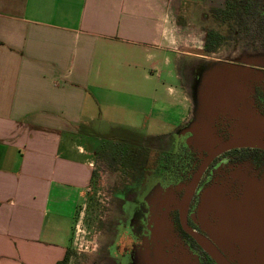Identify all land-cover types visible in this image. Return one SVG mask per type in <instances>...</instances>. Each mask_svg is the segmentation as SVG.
<instances>
[{"label": "crops", "instance_id": "crops-1", "mask_svg": "<svg viewBox=\"0 0 264 264\" xmlns=\"http://www.w3.org/2000/svg\"><path fill=\"white\" fill-rule=\"evenodd\" d=\"M171 2L0 0V264L64 260L95 178L87 128L151 110L140 57H187Z\"/></svg>", "mask_w": 264, "mask_h": 264}, {"label": "flooded vegetation", "instance_id": "flooded-vegetation-1", "mask_svg": "<svg viewBox=\"0 0 264 264\" xmlns=\"http://www.w3.org/2000/svg\"><path fill=\"white\" fill-rule=\"evenodd\" d=\"M222 11L229 25L226 55L216 57L223 39L211 34L210 51L204 45L195 58L179 64L188 110L184 123L162 142L140 144L134 149L138 155L108 165L119 174L109 191L99 264H218L193 234L207 239L230 264H242L203 227L200 206L211 187L240 199L246 182L264 181L263 149L210 152L237 132L240 111L264 119V0H226ZM194 134H214L217 140L207 147ZM207 220L214 222L211 214ZM257 237L247 234L254 246L264 243V235L261 241ZM252 253L258 258V246Z\"/></svg>", "mask_w": 264, "mask_h": 264}, {"label": "rangeland", "instance_id": "rangeland-1", "mask_svg": "<svg viewBox=\"0 0 264 264\" xmlns=\"http://www.w3.org/2000/svg\"><path fill=\"white\" fill-rule=\"evenodd\" d=\"M171 1L170 9L174 13L175 24L184 31L181 34L184 36L181 50L186 51V58L193 59L194 55L201 53L203 46L209 44L211 34H218L223 39L216 57H224V41L229 25L224 21L221 11L226 0ZM216 15L223 19L217 20ZM167 55L169 64L165 65V54L159 60L162 66L154 71L151 70V62L146 63L143 57L139 59V64L147 67L153 76V101L148 104L147 110H151L147 114L140 116L131 111L113 113L103 110L101 120L93 122L87 128L85 142L96 154L95 178L77 213L69 264H99L98 252L106 240L103 222L110 216L109 191L114 185V174H119L116 167L108 165H115L116 161L123 162L128 155L129 159L138 155V150L134 149L140 144L162 142L165 136L175 132L187 118L186 92L179 69V64L184 59L177 62V55ZM107 87L110 88V84ZM115 87L116 91L120 89L132 95V90L128 87L118 88L116 83ZM113 169L116 172H111Z\"/></svg>", "mask_w": 264, "mask_h": 264}, {"label": "water", "instance_id": "water-1", "mask_svg": "<svg viewBox=\"0 0 264 264\" xmlns=\"http://www.w3.org/2000/svg\"><path fill=\"white\" fill-rule=\"evenodd\" d=\"M222 85L226 86L225 77ZM239 124L237 132L229 141L222 142L212 153H221L238 147H254L264 150V119L254 111L242 110L238 113ZM196 139L203 145L211 147L217 137L214 134H194ZM245 195L240 199L227 198L220 192L223 188L214 186L208 189L200 206V214L203 218V227L218 241L225 250H231L242 264H264V243L256 246L254 241H248L247 234L256 232L261 241L264 235V181L246 182ZM211 214L214 222L207 220ZM246 235V236H245ZM201 246L211 255L218 264H230L210 244L199 235L193 234ZM259 249L258 258L253 257L252 250ZM256 259V260H255Z\"/></svg>", "mask_w": 264, "mask_h": 264}, {"label": "trees", "instance_id": "trees-1", "mask_svg": "<svg viewBox=\"0 0 264 264\" xmlns=\"http://www.w3.org/2000/svg\"><path fill=\"white\" fill-rule=\"evenodd\" d=\"M229 5L232 6L233 4L231 3V1H229ZM236 4H234L235 6ZM221 14H227L226 11H221ZM208 45H206V48L208 51H210L212 49V46H211V41L209 40L208 41ZM95 177V176H94ZM71 257H72V251L71 250H68L67 253H66V256L64 258L63 261L59 262L58 264H69L70 263V260H71Z\"/></svg>", "mask_w": 264, "mask_h": 264}]
</instances>
